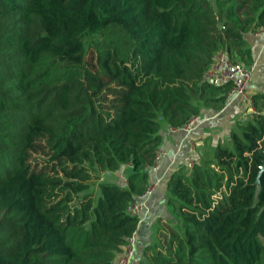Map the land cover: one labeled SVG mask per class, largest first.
<instances>
[{"label":"trees","instance_id":"trees-1","mask_svg":"<svg viewBox=\"0 0 264 264\" xmlns=\"http://www.w3.org/2000/svg\"><path fill=\"white\" fill-rule=\"evenodd\" d=\"M259 28L264 0H0V264H118L162 120L198 115L192 95L224 103L231 85L204 81V70L222 48L252 62L245 33ZM258 100L232 146L171 173L181 225H167L144 264H264ZM41 147L50 170L33 163ZM126 166L125 184L87 191Z\"/></svg>","mask_w":264,"mask_h":264},{"label":"crops","instance_id":"crops-1","mask_svg":"<svg viewBox=\"0 0 264 264\" xmlns=\"http://www.w3.org/2000/svg\"><path fill=\"white\" fill-rule=\"evenodd\" d=\"M245 38L247 39L249 45L252 48L254 61H256V69L249 84V92L253 97H255L259 94H264V35L255 34L254 31H248L245 33ZM256 108L259 111V100ZM262 110L264 111V109ZM203 113L204 115H201L203 121L200 117H198L201 121L199 124L196 125V129L193 133L194 136L197 138V152L196 148L193 151L187 149L186 142L182 139V134L172 133L169 131V123L165 122V120L162 123L160 132L162 134L163 139L161 146L167 149L168 152L166 155L163 156V159L161 161L162 171H160V175L166 176L164 177L166 178V180L161 183V185L156 190L155 194L151 197L149 214L144 219V221L139 224L137 228V235L139 237V251H143L141 246H143V243L148 239V236L152 233V230L154 229V226H152V222L155 219L156 212L159 209H162L161 207H159V204H163L162 196L165 194V191L168 192L167 180L172 170L180 168L182 165H186L189 160L200 161L197 160L199 159L197 157H200V159H202L205 152L203 153L202 151L203 155L201 154L200 156L199 151L204 149V147H208L211 140L212 144L214 145L213 148H216L218 144L224 143V141H219V137L215 138L214 135L211 134V129L214 128L210 129L208 125L212 124L218 126L217 129L219 128L227 130L225 131V134H228L230 133V131L236 128L235 126H233V124L238 119H240L241 122L242 119L245 118L251 119L254 117V114L256 112H253L251 110V108L244 99H242L241 97H235L231 101H227L225 103V106L220 111L206 110ZM210 135L212 136V138ZM227 139L231 140V136H227ZM154 179V173L150 174V181ZM167 207L168 211L172 210L170 209L168 204Z\"/></svg>","mask_w":264,"mask_h":264},{"label":"rangeland","instance_id":"rangeland-1","mask_svg":"<svg viewBox=\"0 0 264 264\" xmlns=\"http://www.w3.org/2000/svg\"><path fill=\"white\" fill-rule=\"evenodd\" d=\"M258 31H259V29L255 30L254 33L256 34ZM93 36H96V35L95 34H93V35L88 34L85 36V39H86L85 42L87 45H88V43L91 42ZM238 62L244 63V64L252 63V62H244L241 60H238ZM192 96H193L194 102H196L199 105L200 112L196 116L200 117V118H201V115H204L203 112H205L206 110L220 111L225 106V103L227 101H229V98L227 99V96H226V100L224 103H219L218 100L215 99L214 95L210 99L209 98L206 99L205 97H198V95H192ZM200 118H198L196 125L200 123V121H201ZM247 120L248 119L245 118V119H242V122H241V120L238 119L233 124V126H235L236 128L233 129L232 131L241 132L243 130V123ZM163 121H164V119L162 120V123H163ZM202 121H203V119H202ZM196 125L194 126V128H191L189 132H173L170 130V126H169V131L172 133L182 134L183 135L182 139H183V141L185 140L187 149L193 151L196 148V152H197V150H198V146H196L197 138L193 134L195 129H196ZM208 127H210V129L214 128V129H211V134H213L215 138L219 137V141H224L223 144L228 143L226 145L232 146V140L227 139V136H231L232 131H230V133H228V134H225V131H227V130H223V129H219V128L217 129L218 126L210 124V125H208ZM211 138H212V136H211ZM213 146L214 145L212 144V140H211L208 147H204V149L199 151L200 156L202 154V151H203V153L205 152L204 155L202 154L203 155L202 159H200V157H197V158H199L197 160H200V161L189 160L187 162V164L185 163L186 165H182L180 168H183L186 172L189 173L195 162L206 163L207 161L213 160L215 158L214 155H215V150H216V148L215 147L213 148ZM213 149H215V150H213ZM160 150L163 151L162 157L157 159L156 163L154 165L149 166V174L154 173V175H155V179L150 181V185L147 187V188H150V187L153 188V193H152L151 197L155 194L156 190L161 185V183L164 180H166V178H164L166 176L160 175V171H162L161 161L163 159V156L167 154L168 150L162 146L160 147ZM48 151H49V148L45 147L43 149V147H41L39 150L34 151V153L32 154L33 163L35 165H37L39 168L42 167L41 165H45L50 170V167L52 166V164L55 163L52 160H50L51 155H50V153H48ZM191 163H192V165H190ZM178 169L179 168L173 169L171 173H173L174 171H176ZM129 170L130 169L126 166V167H122L116 171L100 172L99 177H94L91 180H89L90 186H89V189L87 191H92L93 193L95 192V194H97L99 191L98 184L100 181L116 180L122 184H125ZM149 179H150V176H149ZM169 193H170L169 191L168 192L165 191V194L162 196L163 197V204H159V207H161L163 209V211H162V209H159L156 212L155 219L153 218L154 221L152 222V226H154V229L152 230V233L148 236V239L143 243V246H141L143 251L142 250L139 251V237L137 238V257L139 260L137 264H144L145 262L148 261L149 257H148L147 253L151 249V247L152 248L162 247V245H163V243H162V236H163L162 231L167 230L168 224L173 225V226L181 225L180 218H178V216H176L174 214L173 210L168 211V209H167L168 208L167 204L169 205L170 209H173V206L170 205L168 202L169 196H170ZM150 200H151V198H150ZM150 200H149V209L147 210V212H148L147 215L149 214V211H150ZM166 202H167V204H166ZM147 215H146V217H147ZM124 249L125 248H123V251H124ZM122 252H120L118 254L116 261H118L117 259H119V257H121Z\"/></svg>","mask_w":264,"mask_h":264},{"label":"built area","instance_id":"built-area-1","mask_svg":"<svg viewBox=\"0 0 264 264\" xmlns=\"http://www.w3.org/2000/svg\"><path fill=\"white\" fill-rule=\"evenodd\" d=\"M256 34L264 35V28H259ZM255 69L256 61L249 64L234 61L230 57L229 51L226 48H222L218 50L211 64L204 70L202 79L212 84L229 83L231 88L227 93V99L229 98V101H231L235 97H241L246 101L253 112L259 113L254 102V97L249 92L250 80ZM197 121L198 117L193 116L187 123L181 126L170 125V130L173 132H189L191 128H194ZM162 155L163 151L159 148L155 154L154 162L151 165H154L156 160L162 157ZM190 165H192V163ZM152 193L153 188H147L143 193L138 195V199L133 200L127 208L131 214L139 216V224L142 223L148 213L147 210L149 209V200ZM137 238V230H135L129 237L128 243L123 247L125 248L124 251L123 249L121 250V252H123L121 257L117 259L118 264L138 263Z\"/></svg>","mask_w":264,"mask_h":264},{"label":"water","instance_id":"water-1","mask_svg":"<svg viewBox=\"0 0 264 264\" xmlns=\"http://www.w3.org/2000/svg\"><path fill=\"white\" fill-rule=\"evenodd\" d=\"M263 168H264V165H263Z\"/></svg>","mask_w":264,"mask_h":264}]
</instances>
